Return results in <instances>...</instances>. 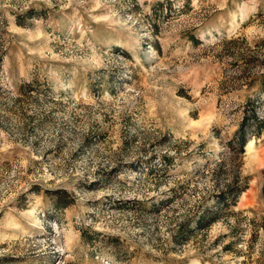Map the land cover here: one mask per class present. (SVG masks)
Returning a JSON list of instances; mask_svg holds the SVG:
<instances>
[{
  "label": "rangeland",
  "instance_id": "rangeland-1",
  "mask_svg": "<svg viewBox=\"0 0 264 264\" xmlns=\"http://www.w3.org/2000/svg\"><path fill=\"white\" fill-rule=\"evenodd\" d=\"M0 264H264V0H0Z\"/></svg>",
  "mask_w": 264,
  "mask_h": 264
},
{
  "label": "trees",
  "instance_id": "trees-1",
  "mask_svg": "<svg viewBox=\"0 0 264 264\" xmlns=\"http://www.w3.org/2000/svg\"><path fill=\"white\" fill-rule=\"evenodd\" d=\"M245 142H246V137L243 135V133L239 132L237 137H236V143H237L238 151L242 150ZM240 190H241V188L237 189L236 187H233V189L231 190L233 196L231 198V201L229 202L230 204H233L236 201L237 197L239 196L238 194L240 193Z\"/></svg>",
  "mask_w": 264,
  "mask_h": 264
}]
</instances>
